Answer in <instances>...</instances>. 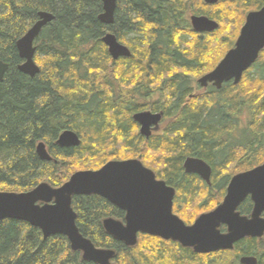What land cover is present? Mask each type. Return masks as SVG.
I'll use <instances>...</instances> for the list:
<instances>
[{
  "label": "trees",
  "instance_id": "trees-1",
  "mask_svg": "<svg viewBox=\"0 0 264 264\" xmlns=\"http://www.w3.org/2000/svg\"><path fill=\"white\" fill-rule=\"evenodd\" d=\"M227 1L231 5L220 10L201 0H118L115 23L106 26L99 20L100 0H0V59L9 65L0 83V191L24 193L41 183L59 188L77 172L124 160L126 151L176 189L174 212L186 224L219 205L236 172L264 163V50L239 85L201 91L191 75L213 71L228 51L212 68L207 57L232 49L248 14L264 7V0L220 3ZM42 11L56 19L35 42L41 72L31 78L19 71L23 60L17 42ZM191 15L220 22L230 18L233 26L200 35L193 31ZM107 33L126 44L132 56L114 61L102 41ZM148 109L163 111L166 125L162 135L146 139L134 134L133 116ZM66 130L79 135V148L56 145ZM41 142L52 162L38 157ZM150 152L160 156L153 162ZM188 157L212 167L211 186L185 172ZM195 206L201 212L197 218L196 212L190 215ZM73 209L86 238L97 248L116 251L115 264H240L246 255L264 264V238L245 239L233 251L211 255L147 235L129 248L103 227L104 219L123 220L124 212L99 196L75 197ZM240 211L250 215L251 200ZM0 264L95 263L73 252L64 236L44 240L29 224L4 220Z\"/></svg>",
  "mask_w": 264,
  "mask_h": 264
},
{
  "label": "water",
  "instance_id": "water-1",
  "mask_svg": "<svg viewBox=\"0 0 264 264\" xmlns=\"http://www.w3.org/2000/svg\"><path fill=\"white\" fill-rule=\"evenodd\" d=\"M103 5L99 20L106 26L115 23L118 0H100ZM205 5L215 6L220 0H202ZM56 19L50 12L38 14V21L17 42V50L23 63L19 71L31 78L40 74L35 61V42L42 30ZM192 27L197 34H212L220 25L206 16H193ZM103 43L114 61L130 58V49L122 44L115 34L107 33ZM264 50V7L248 14L235 47L230 50L217 67L199 79L202 88L210 84L221 89L225 83L239 85L247 72L259 59ZM9 65L0 59V83L4 81ZM164 113L139 112L133 120L140 126V134L149 139L159 129ZM82 140L72 130L64 131L56 145L60 148H79ZM40 160L52 162L47 145L41 142L36 147ZM187 174L211 182L212 168L202 159L189 157L185 160ZM176 189L158 179L156 173L139 159L110 161L99 170L80 171L71 176L59 188L41 183L35 189L24 192L0 191V222L14 220L24 222L42 232L44 240L53 236L68 239L73 252H80L82 259L95 264H115L117 253L113 249L97 248L77 226V213L73 199L81 196H99L125 212L124 221L112 217L103 221L109 236L134 248L139 236L147 235L172 241L196 254L207 255L233 251L245 239L264 238V163L258 167L235 175L230 181L223 202L213 211L202 214L192 225H187L174 213ZM251 198L252 214L243 216L241 205ZM227 232H222V227ZM240 264H259L255 256H245Z\"/></svg>",
  "mask_w": 264,
  "mask_h": 264
},
{
  "label": "rangeland",
  "instance_id": "rangeland-1",
  "mask_svg": "<svg viewBox=\"0 0 264 264\" xmlns=\"http://www.w3.org/2000/svg\"><path fill=\"white\" fill-rule=\"evenodd\" d=\"M223 1V0H222ZM231 5V3L230 2H226V3H224V4H221L220 3V5H218L216 8H218V9H220V10H224L223 8H225V7H228V6H230ZM214 10H216L215 8H214ZM232 20V19H231ZM215 21H217L218 23H219V25H222L225 29H229L231 26H233L232 24V22L230 21V18H229V20L228 21H226V22H220V21H218V20H216L215 19ZM243 26H244V24L242 25V27H241V29L243 28ZM241 29H240V31H241ZM228 35H229V33H228ZM229 40H233V37L232 38H229ZM124 44V43H123ZM125 46H127L126 44H124ZM216 47H217V50H218V48H221V46L220 45H215ZM128 47V46H127ZM227 51H229L228 49H226L225 51H222V52H220V53H218L219 51H216V52H214L213 53V55H211V56H209V57H207V59L206 60H208V62H209V67L210 68H212V67H214V66H216L217 64H218V61L222 58V56L224 55V52H227ZM220 63V62H219ZM209 69V68H208ZM207 70H205L203 73H201V74H199L198 75V73H192L191 75L192 76H194L195 78H197V81L199 80V79H201L205 74H208L207 72H206ZM145 111H151L150 109H148V110H145ZM165 124H166V122H165ZM165 124H162V127H164L165 126ZM161 127V128H162ZM135 133H140V127H136L135 129H134V134ZM160 133V132H159ZM157 134V133H156ZM150 155V159L154 162L155 160H156V158L157 157H159L160 156V152H150L149 153ZM121 155H123L122 157H123V159L124 160H129V159H138L135 155H130L129 153H126V151L124 152V151H122L121 152ZM124 160H122V161H124ZM76 163H78V161H76ZM243 172V171H242ZM241 173V172H240ZM236 174H238V172H236ZM235 174V175H236ZM222 202H223V200H222ZM221 202V203H222ZM220 203V204H221ZM219 204V205H220ZM219 205H217L214 209H216ZM213 209V210H214ZM198 209H197V206H195V207H192V209L190 210V215H193V216H195V212H196V217L195 218H197L199 215H200V213L201 212H198L197 211ZM213 210H211V211H213ZM211 211H209V212H211ZM209 212H206V213H209ZM175 213V212H174ZM176 214V213H175ZM191 221H193V222H190L188 225H192L193 223H194V221H195V219H193V220H191Z\"/></svg>",
  "mask_w": 264,
  "mask_h": 264
},
{
  "label": "flooded vegetation",
  "instance_id": "flooded-vegetation-1",
  "mask_svg": "<svg viewBox=\"0 0 264 264\" xmlns=\"http://www.w3.org/2000/svg\"><path fill=\"white\" fill-rule=\"evenodd\" d=\"M201 1H202V0H201ZM221 1H222V0H220V2H221ZM220 2H219L217 5H219ZM204 4H205V3H204ZM217 5H215V6H217ZM254 12H255V11H254ZM193 16H202V15H191V16H190V22H191V18H192ZM191 25H192V23H191ZM192 28H193V27H192ZM193 31H194V30H193ZM240 33H241V32H240ZM200 35H203V34H200ZM121 43H122V42H121ZM122 44H123V43H122ZM235 44H236V43H235ZM234 47H235V45H234ZM234 47H233V48H234ZM128 48H129V47H128ZM233 48H232V49H233ZM232 49H230V50H232ZM230 50H229V51H230ZM229 51H228V52H229ZM228 52H227V53H228ZM225 56H226V55H225ZM225 56H224V57H225ZM224 57H223V58H224ZM259 57H260V56H259ZM222 60H223V59H222ZM222 60H221V61H222ZM221 61H220V62H221ZM216 67H217V66H216ZM216 67H215V68H216ZM252 67H253V66H252ZM215 68H214V69H215ZM246 73H247V72H245V74H246ZM245 74H244V75H245ZM204 76H205V75H204ZM243 77H244V76H243ZM242 80H243V79H242ZM198 81H199V80H198ZM198 81H197V86L201 88V91H207V90L209 89V87L216 88V87L213 86L212 84H210L207 88H202V87L199 85ZM233 83H234V82H233ZM225 84H226V83H225ZM225 84H224V85H225ZM224 85H223V86H224ZM234 85H235V84H234ZM223 86H222V87H223ZM216 89H217V88H216ZM197 94H199V92H198ZM149 112H151V113H153V114L164 113L163 111H160V112L155 113V112H153L152 110L149 111ZM134 115H135V114H134ZM164 120H165V114H164V118H163L162 122H161L160 125H159V129L156 130V131L154 130L153 133H152V136H151V137H154V136H160V135H162V134L164 133L165 126L162 127V124H165V121H164ZM165 125H166V124H165ZM138 126H139V125H138ZM139 127H140V126H139ZM161 127H162V128H161ZM159 132H160V133H159ZM156 133H157V134H156ZM139 134H140V133H139ZM140 135H141V134H140ZM141 136H142V135H141ZM151 137H150V138H151ZM144 138H145V137H144ZM188 158H189V157H188ZM194 158H197V157H194ZM199 159H200V158H199ZM202 160H203V159H202ZM184 163H185V162H184ZM206 163H207V162H206ZM207 164H208V163H207ZM208 165H209V164H208ZM209 166H210V165H209ZM210 167H211V166H210ZM256 167H258V166H256ZM256 167H254V168H256ZM211 168H212V167H211ZM254 168H252V169H254ZM252 169H249V170H246V171H250V170H252ZM151 170H152V169H151ZM184 170H185V169H184ZM246 171H243V172H246ZM243 172H241V173H243ZM238 174H239V173H238ZM189 175H194V174H189ZM236 175H237V174H236ZM196 176H197L198 178H200V179L202 180V182H204V183H206L207 185L211 186V185H212V178H213V169H212V177H211V182H210V184H208L206 181H204V180H203L201 177H199L198 175H196ZM234 176H235V175H234ZM234 176H233V177H234ZM157 177H158V176H157ZM233 177H232V178H233ZM232 178H231V180H232ZM158 179H159V178H158ZM160 180H161V179H160ZM231 180H230V181H231ZM163 181H165V180H163ZM230 181H229V183H230ZM165 182H166V181H165ZM166 183H167V182H166ZM228 185H229V184H228ZM169 186H170V185H169ZM171 187H172V186H171ZM173 188H174V187H173ZM227 188H228V186H227ZM226 193H227V189H226ZM225 196H226V195H225ZM224 198H225V197H224ZM223 200H224V199H223ZM247 200H251V198L249 197V198L246 199V201H247ZM246 201H245V202H246ZM245 202H244V203H245ZM251 202H252V200H251ZM244 203H243V204H244ZM252 203H253V202H252ZM243 204H242V205H243ZM242 205H241V206H242ZM114 207H115V206H114ZM253 207H254V204H253ZM117 209H118V208H117ZM239 210H240V209H239ZM122 212H123V211H122ZM240 212H241V211H240ZM124 213H125V212H124ZM203 214H205V213H203ZM241 214H242V213H241ZM251 214H252V213H251ZM251 214H250V215H251ZM176 215H178V214H176ZM201 215H202V214H201ZM201 215H200V216H201ZM242 215H243V216H248V217L250 216V215H245V214H242ZM200 216H199V217H200ZM112 218H114V217H112ZM124 218H125V217H124ZM114 219H116V218H114ZM197 219H198V218H197ZM197 219H196V220H197ZM116 220H119V219H116ZM196 220H195V221H196ZM120 221H124V219H123V220H120ZM195 221H194V222H195ZM193 224H194V223H193ZM187 225H188V224H187ZM223 228H225V229L223 230ZM221 230H222V232H227V228L224 227V226L222 227ZM257 240H258V239H257ZM171 242H172V241H171ZM181 247H182V246H181ZM191 250H192V249H191ZM192 251H193V250H192ZM193 252H194V251H193ZM194 253H195V252H194ZM219 253H220V252H219ZM215 254H217V253H215ZM207 255H211V254H207ZM246 256H252V255H246ZM242 257H245V256H242ZM242 257H241V258H242ZM255 257L258 259V261H260L259 258H258L257 256H255ZM241 258L239 259V263H240ZM259 264H260V262H259Z\"/></svg>",
  "mask_w": 264,
  "mask_h": 264
}]
</instances>
